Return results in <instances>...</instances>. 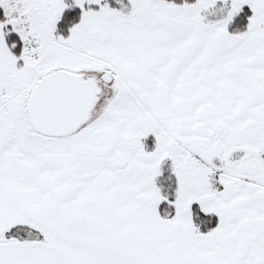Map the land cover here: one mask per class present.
Wrapping results in <instances>:
<instances>
[{
    "label": "snow or ice",
    "instance_id": "1",
    "mask_svg": "<svg viewBox=\"0 0 264 264\" xmlns=\"http://www.w3.org/2000/svg\"><path fill=\"white\" fill-rule=\"evenodd\" d=\"M0 10V264H264V0Z\"/></svg>",
    "mask_w": 264,
    "mask_h": 264
},
{
    "label": "trees",
    "instance_id": "2",
    "mask_svg": "<svg viewBox=\"0 0 264 264\" xmlns=\"http://www.w3.org/2000/svg\"><path fill=\"white\" fill-rule=\"evenodd\" d=\"M2 16H3V12L2 10H0V18H2Z\"/></svg>",
    "mask_w": 264,
    "mask_h": 264
}]
</instances>
